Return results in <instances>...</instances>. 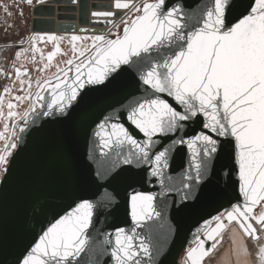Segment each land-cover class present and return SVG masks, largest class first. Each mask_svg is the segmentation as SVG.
I'll list each match as a JSON object with an SVG mask.
<instances>
[{"label": "snow or ice", "instance_id": "6c2138e0", "mask_svg": "<svg viewBox=\"0 0 264 264\" xmlns=\"http://www.w3.org/2000/svg\"><path fill=\"white\" fill-rule=\"evenodd\" d=\"M2 7L8 17L15 15L8 4ZM112 7L116 11L91 13L94 22L111 25L108 31L71 35L70 54L61 50L64 36L37 33L19 41L11 71L0 67V76L12 81L0 93V118L14 121L10 134L9 124L0 132V184L33 125L45 118V124L70 126L57 136L72 168L64 203L50 219L47 207L33 210L39 230L34 226L24 233L31 239L10 264H101L105 256L111 264H160L171 231L169 212L179 218L193 202L220 194L208 177L215 174L213 162L225 145L238 167L243 203L218 211L197 229V246L186 252L184 264H204L222 246L229 225L242 235L232 239L226 264H233V257L234 264H250L253 256L255 264H264V0H210L202 7L113 0ZM120 12L118 22L110 19ZM41 44L53 48L45 54ZM58 55L68 58L54 63ZM28 64L39 74L35 80ZM101 91L118 98L88 125L85 156L77 151L71 124L89 97ZM22 105L24 110L17 111ZM192 124L201 130L187 135ZM181 148L187 149L188 167L177 189L166 172ZM144 166L162 195L177 193L173 205L134 190L143 180ZM121 185L133 188L127 200L132 228L117 227L114 233L98 229L119 207ZM7 250L0 241V251Z\"/></svg>", "mask_w": 264, "mask_h": 264}, {"label": "water", "instance_id": "95a60500", "mask_svg": "<svg viewBox=\"0 0 264 264\" xmlns=\"http://www.w3.org/2000/svg\"><path fill=\"white\" fill-rule=\"evenodd\" d=\"M90 2H112L113 4V0H76V3H73L72 0H43V2H37L30 9L28 36L37 33L64 36L66 39L61 43V50L69 51L70 54V45L67 38L71 35L91 36L101 32L106 33L108 28L111 27V25L106 27L103 23L94 22L91 13L94 10L116 11L112 5ZM168 2L169 4L177 2L185 5L199 4L202 7L210 0H168ZM121 15H123V12L110 19L118 22ZM81 28L87 29V32L81 33ZM11 46H0V67L9 71H11L10 67L14 60V53L19 50L21 45L19 43L17 45L11 44ZM23 47H28V45L24 44ZM39 47L47 54L48 51L52 50L53 45L41 44ZM28 55L30 56L31 53H28ZM37 58H39L38 54ZM67 58L58 55L54 63H59ZM6 62L10 64V67L5 66ZM27 66L33 80H35L39 74L33 70V65L28 64ZM54 70L52 69V71ZM0 82L3 87L6 85L12 86V81L3 76H0ZM33 89H35V85H33ZM126 91H131V89ZM116 98L118 97L111 96L104 91L94 93L89 97L85 108L76 114L71 127L75 131V143L78 153L86 156L87 138L90 135L88 125L91 124L92 120L99 117L100 113L109 104L114 103ZM23 107L24 105L17 111ZM5 109L7 110L6 106ZM44 119L42 118L36 125L31 127L29 132L23 134V142L18 145L13 158L10 159L11 169L7 178L0 184V241H3L8 249L6 253L0 251V264H4L5 260L9 261L10 264L14 260L18 248L26 243L28 239H31L30 236L25 238L24 233H31L34 226H36L37 231L39 230L37 221L33 218V210L37 207H47L49 209L48 219H50L51 213L59 210L63 205L64 197L62 194L71 182L72 168L60 149L57 137L59 134L67 132L70 126L56 123L45 124ZM124 123L127 125L126 120ZM36 128H39V131H36ZM191 129L200 131L201 126L190 125L187 135L192 134ZM131 130L136 138L140 139L139 134L134 129ZM230 152L231 148L225 145L224 150L218 154V158L213 162L215 174L210 173L208 177L217 186L219 195L210 201L193 202L194 206L179 218H175L171 211L169 212L168 223L171 231L166 233L164 252L158 258L160 264H184L186 252L197 246V239L194 235L197 233V229L206 220H211L218 211H224L231 204L237 202L243 203V197L239 192L238 167L235 165L234 160L230 159ZM187 167V149H178L170 158L166 172V175L173 178V184L177 189ZM134 190L156 195L157 203L161 199H166L169 205H173L177 199L175 191L167 193V195L161 194V186L156 178L150 177L147 166H144L143 180L134 184ZM118 191L119 207L104 220V223L97 224L98 229L114 233L117 227L124 228L126 231H130L132 228L127 200L132 194L133 188L121 185ZM43 219L41 217V220ZM214 226L213 224L212 227ZM199 235L202 238L204 233L201 232ZM210 244L211 241L206 242V246ZM206 260L207 258L204 264H206ZM101 264H111L110 256L102 257Z\"/></svg>", "mask_w": 264, "mask_h": 264}, {"label": "flooded vegetation", "instance_id": "af4514ba", "mask_svg": "<svg viewBox=\"0 0 264 264\" xmlns=\"http://www.w3.org/2000/svg\"><path fill=\"white\" fill-rule=\"evenodd\" d=\"M37 3V0H34L32 5L20 4L19 0H16V4L13 3V0H0V46H8L11 44H19L18 42L21 39H25L28 36V24L30 18V9L31 7ZM8 4L11 6L12 11L15 13L14 16L8 17L7 14L4 12L2 5ZM23 12V15H20V12ZM9 24H14L15 26L12 28H8ZM5 66L10 67L8 62L5 63ZM28 67V66H27ZM11 68V67H10ZM3 84L0 82V93H2ZM13 95H17L13 92ZM7 102V99H6ZM26 105L19 110L23 111ZM4 112L6 113L7 110L4 108ZM19 118H17L18 120ZM14 121H10L6 118H0V132L4 131V124H9L8 133L12 132L11 124ZM18 132V129L16 130ZM3 141H0V148L3 147ZM15 152V151H14Z\"/></svg>", "mask_w": 264, "mask_h": 264}, {"label": "crops", "instance_id": "0c3cea01", "mask_svg": "<svg viewBox=\"0 0 264 264\" xmlns=\"http://www.w3.org/2000/svg\"><path fill=\"white\" fill-rule=\"evenodd\" d=\"M90 3L112 5V2H110V3L90 2ZM94 11H99V10H94ZM101 19H103V18H101ZM234 228H235L234 226L230 227V229L228 230V233H226L228 228L224 231L222 246H220L218 251H216L212 256L207 258L206 264H226L227 257L231 251V248H232V239L235 238V239L239 240L240 236L242 235L239 233L238 229L234 232ZM233 264H234V257H233ZM250 264H253V259L250 261Z\"/></svg>", "mask_w": 264, "mask_h": 264}, {"label": "rangeland", "instance_id": "374dc122", "mask_svg": "<svg viewBox=\"0 0 264 264\" xmlns=\"http://www.w3.org/2000/svg\"><path fill=\"white\" fill-rule=\"evenodd\" d=\"M235 227V225H229L226 229H227V232L226 233H228V230L230 229V227ZM231 231V230H230ZM262 243H264V241H261ZM252 251H253V253H254V251H255V246H253L252 247ZM253 264H255V259H254V256H253Z\"/></svg>", "mask_w": 264, "mask_h": 264}, {"label": "bare ground", "instance_id": "6f19581e", "mask_svg": "<svg viewBox=\"0 0 264 264\" xmlns=\"http://www.w3.org/2000/svg\"><path fill=\"white\" fill-rule=\"evenodd\" d=\"M57 13V12H56ZM55 15H57V14H55ZM56 18V16L54 17V19Z\"/></svg>", "mask_w": 264, "mask_h": 264}]
</instances>
